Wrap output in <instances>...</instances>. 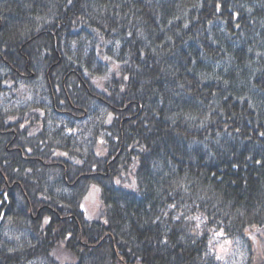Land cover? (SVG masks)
Listing matches in <instances>:
<instances>
[{"label":"trees","instance_id":"16d2710c","mask_svg":"<svg viewBox=\"0 0 264 264\" xmlns=\"http://www.w3.org/2000/svg\"><path fill=\"white\" fill-rule=\"evenodd\" d=\"M220 239L264 264V0H0V264Z\"/></svg>","mask_w":264,"mask_h":264},{"label":"rangeland","instance_id":"374dc122","mask_svg":"<svg viewBox=\"0 0 264 264\" xmlns=\"http://www.w3.org/2000/svg\"><path fill=\"white\" fill-rule=\"evenodd\" d=\"M95 194H91L90 200L94 198ZM215 253L218 258L224 260L226 264H241L242 251L240 245L233 243L230 239H220L216 244Z\"/></svg>","mask_w":264,"mask_h":264}]
</instances>
